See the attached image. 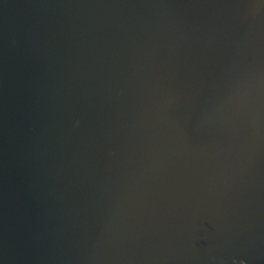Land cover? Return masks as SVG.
I'll return each instance as SVG.
<instances>
[{
	"label": "water",
	"instance_id": "1",
	"mask_svg": "<svg viewBox=\"0 0 264 264\" xmlns=\"http://www.w3.org/2000/svg\"><path fill=\"white\" fill-rule=\"evenodd\" d=\"M0 264H264V0H0Z\"/></svg>",
	"mask_w": 264,
	"mask_h": 264
}]
</instances>
